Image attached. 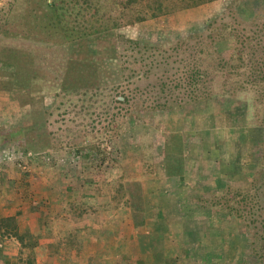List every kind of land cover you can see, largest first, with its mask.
<instances>
[{
    "label": "rangeland",
    "instance_id": "obj_1",
    "mask_svg": "<svg viewBox=\"0 0 264 264\" xmlns=\"http://www.w3.org/2000/svg\"><path fill=\"white\" fill-rule=\"evenodd\" d=\"M52 1L55 12L46 5ZM146 2L140 0L130 6L137 10ZM184 3L177 0V6ZM0 9L8 16L5 21L0 18V42L28 52L45 74L44 80L39 81L40 94L43 106L49 108L43 115L46 121L43 117L41 120L46 122L45 130L53 132L52 148H26L17 130L22 116L29 111V103L19 105L12 92L0 90V180H11L14 193L30 201H41L43 197L37 196L48 190L67 200L82 191L71 186L77 181L84 185L86 196L93 191L90 184L98 183L99 192L111 195L115 180H125L129 185L136 181L147 189V197L127 199L125 206L143 208L146 198L149 211L158 204V192L150 194V187L164 181L161 168L165 143L170 147L178 144L180 151L170 152L185 157L186 187L175 190L176 196L183 199L175 217L166 219V225L162 219L152 224L157 229L151 240L165 261L264 264V91L259 95L253 85H241L239 75L229 76L227 72L225 79L218 73L214 75L218 95L178 109L177 104L187 97L181 93L183 79L178 77L182 76L178 73L182 47L170 49L190 34L209 30L214 31L219 49L227 48L233 40L224 24L236 20L233 27L244 26L252 36L261 30L262 37L252 40L257 45L255 59L264 60V41L258 46L264 39V0H206L140 21H130L122 14L120 0H0ZM95 9L98 13H94ZM60 18L66 27H54V20ZM48 22L53 26L45 27ZM72 30L78 36L88 31L86 36L94 50L91 56L103 72V88L85 106L79 99L83 96L78 94L53 98L55 92L61 93L69 45L66 35ZM224 81L227 91L222 90ZM107 85L109 88L104 89ZM120 91L128 96V103L111 101V96L121 98ZM165 100L170 106L163 109L159 105ZM111 119L110 126L115 131L108 136L103 129ZM99 136L111 158L101 168L95 166L97 157L92 149L93 143L101 141ZM19 178L26 179L30 188ZM243 194H248L245 203ZM213 195L228 199L242 211L227 213L216 207L203 208L200 197ZM113 209L108 206L106 211ZM70 222L64 221V229L68 230ZM181 239H185L183 244ZM26 240L32 238L27 236ZM75 244L82 247V242ZM29 252L24 250L23 255ZM63 252L67 253L65 248ZM120 255L118 251H106L104 261L117 264ZM147 255L149 259L143 264L152 262V255ZM128 258L127 264H142ZM46 262L41 260V264ZM62 263L68 264L66 260Z\"/></svg>",
    "mask_w": 264,
    "mask_h": 264
},
{
    "label": "trees",
    "instance_id": "obj_2",
    "mask_svg": "<svg viewBox=\"0 0 264 264\" xmlns=\"http://www.w3.org/2000/svg\"><path fill=\"white\" fill-rule=\"evenodd\" d=\"M146 1V5L143 8L135 10L130 5L140 2V0H120V4L122 7L121 12L122 14H125V17L130 21H140L143 19L156 17L160 14L168 12L170 9L183 7L185 5L195 6L206 0H179V2L185 3L182 5L178 4V6L177 0L176 2L173 0ZM46 5L49 6L50 10H52L53 12L56 11L53 1L46 2ZM52 11L51 14L53 15ZM94 13H98L97 9H95ZM5 15L6 14H4L0 9V18L4 21L6 20V17H8L7 15ZM61 20L62 18L54 20V27H66L67 23L61 22ZM235 23L236 20H233L227 22V24H224L227 31L229 32V38L233 40L229 42L230 46L227 48L224 47L221 50L219 49V47L217 46L218 41H216V35L212 34L214 32H212V30H209V32L207 33L200 32L194 35L190 34L186 38L176 41L175 44L170 47V49L173 50L182 47V66L178 68V73L182 74V76L178 77L179 79H183L184 88L181 90V93H183L182 95L187 96L185 98L187 100L184 99L183 101L179 102L177 104L178 109L187 107L188 105L193 104V102H197L202 99L208 100L211 97L218 95L220 93L217 92L219 90V85L214 84V75H218V73H220L218 76L223 75L224 77L227 72L229 76L234 74L239 75V83L241 85H253L256 92H258L259 95H262L264 91V66L262 65L264 64V60L263 58L255 59V54L257 53V45L253 44V40H255L257 36H259L260 38L262 37L261 30L259 29L258 34L252 36L244 26L242 29H236L235 27H233ZM239 23H241V21ZM50 24L53 26L51 22H48L47 24H45V27ZM116 24V19H114L113 25ZM1 29L2 28L0 25V33ZM104 29H108V27L101 29L94 28L93 31ZM261 29L264 30V28ZM74 32L75 31L72 30L71 33L66 35L69 41V45H67L66 48V69L62 77L60 87L61 93L59 91L55 92L53 98L54 100H56V98L58 97L62 98L68 97V95L71 94H78L80 96H83L79 99L81 101V104L85 106L87 105L89 100H92V98L94 97L93 95H98L99 91L103 88L100 84V77L103 72L100 71V68H98L97 66L99 62H95L93 60V57L91 56L94 50L89 45L88 36H86L88 31L84 33L82 32V35L80 36L74 34ZM9 33L10 31L7 32V34ZM191 40H193L192 43H190ZM261 41H264V39L259 41L258 46L260 45ZM137 44V42L133 44V47L135 45L137 46ZM98 46L99 45H97V47ZM244 53L247 54L245 55ZM11 54H15L13 58ZM30 57L31 56L28 52L18 50L17 48L4 45L0 42V90H3L5 92H12L18 99L19 105H25V103H29V111L22 116L21 125L19 126L17 131L20 134V137L24 140L26 148L29 147L30 149H40L42 151L53 147V132L45 130L46 122L44 121L46 120L43 117V115L45 116V112L47 113L49 107L43 106L42 104L43 95L40 94L39 81L44 80L45 74H43L39 70V68H37L35 61H33V59ZM218 67H220V69ZM178 82H175L177 83L175 85H181ZM226 83L227 81H224V84H222L224 87L222 88V90L224 89L223 91H227ZM106 88H109V86L107 85L106 87H104V89ZM92 91H94L93 94ZM88 92H91V95L89 97L87 96ZM118 94L121 96V98L114 99L111 96V101L116 100L121 104L128 103V96L123 91H120ZM159 106L165 109L169 108L170 105H168L165 100ZM42 117L44 121L41 120ZM124 118H126V116ZM111 124L112 119L109 124H107V126L103 129V133H107L108 136H111V133L115 131V128L113 126H110ZM87 137H90V135H88ZM98 139H101V141L93 143L92 149L95 153V156L97 157V164L95 166L97 168H101L102 166L106 165L111 158L110 152H108V150L104 146L102 140L103 137L99 136ZM165 148V153L180 151V147L178 144L170 147V144L165 143ZM163 162L167 163V165L170 164V162L166 160V155L164 156ZM169 168V171L171 173L177 172V168H173L171 165ZM26 171H28V169H26ZM19 180L22 183H25V187L30 188V184L28 185L26 179L21 180V178H19ZM121 180L122 179L115 180L116 183L111 192L112 198L115 202L126 197L124 191L126 188H124V184ZM249 181L253 183L254 180ZM14 185L15 184L12 183L11 187L15 188ZM129 187H131L133 190L127 193L129 196H131V198L128 199L131 201L133 197H138L137 192L139 191V186L135 187L134 182H132ZM247 196L248 194H243L241 196L243 197L241 198L244 201H242L243 203H245ZM35 200L37 199H31L32 205L30 207V213L33 217L34 224H37L39 226L44 220L41 217L42 210H40V206H38L40 202ZM128 200L126 197L125 201L127 202ZM77 201L72 202L65 199L62 201L63 210L67 213V215L71 216L76 223L81 222L82 220L77 221V219L85 217L87 212H90V214L94 215L93 217H96L95 208L93 206L86 205L80 199H78ZM200 201L203 204V208L209 206L216 207L223 211H226L227 213H233L234 211H238L239 213V211H242V209L238 208L237 205L231 203L228 199H218V196L215 195L211 196L210 198L202 196L200 197ZM115 207L116 205L113 206V208ZM136 215L137 217H140V215ZM137 217H135V220ZM66 220H69L68 217ZM143 220V218H137V222H143ZM44 223H47V221H44ZM33 228L34 227L32 226H26L23 227L22 231H20L13 216L0 217L1 237H14L19 241L21 247H23L27 243L25 247L30 249L37 243L36 235L38 237V234H33ZM36 228L37 227H35L34 229ZM67 234L68 235L66 236V243L68 245L71 244L72 246H75L76 242H74L75 237L73 236L72 231H69ZM27 236L31 237L32 240L27 241ZM151 238L152 233L142 234L139 238V247L141 253L143 255H152V262L148 264H168L169 260L165 261L163 254L160 252V250H158L157 245L154 244V241H152ZM69 250L70 248L67 246L66 252L68 253ZM23 251L24 250H20L19 255L22 254ZM33 252L30 251L27 258L19 261V264H34ZM57 252V248H55L53 252L51 251L49 255L50 259H54ZM61 258L62 261H67L65 255H62ZM138 260L139 261L136 262L141 261V259Z\"/></svg>",
    "mask_w": 264,
    "mask_h": 264
},
{
    "label": "crops",
    "instance_id": "obj_3",
    "mask_svg": "<svg viewBox=\"0 0 264 264\" xmlns=\"http://www.w3.org/2000/svg\"><path fill=\"white\" fill-rule=\"evenodd\" d=\"M165 155L166 160L172 162V165L171 163L169 165L165 162L162 163L161 170L163 171L162 176L164 181L163 183L162 181L157 182L161 185L155 183L149 190L150 194H153L154 190L158 192V197L156 199L158 203L156 206L157 208L155 206H151L150 208L154 209V213H151L150 209L148 211L147 203L149 199L146 200V198L144 201L146 206H143V208L125 206V198H131L127 193L132 190L125 180L121 181L124 184V188H126L124 190L126 197L117 200V202L113 200L112 195L99 192L98 183L90 184L89 187L93 188V191H89L90 194L86 196L87 193H83L84 185H82V182L78 183L77 181V183H74L75 186L73 184L71 186L73 189L78 186L82 191H77L80 194L71 195L67 200L73 202L81 199L86 205L93 206L95 208L96 217H93V214L87 212L85 217L77 219V221H82L76 223L73 218L67 215L63 210L62 201L65 199L64 196L60 197L55 191L48 190L46 191L47 194L42 193L37 196L38 198L43 197V199L39 201V208L42 210V219L47 221V223L43 221L38 226L34 224L33 217L30 213V198L25 196L21 197L17 193H14L15 190L11 187V180H0V217L13 216L19 229H23V227L26 226L37 227L36 229L33 228V234H38L37 243L30 249L25 247L27 243L21 247V244L16 238L7 236L1 237L0 235V264H19V261L26 259L28 256H24L23 253L19 255L20 250L34 251V264H41V260L47 261L46 264H63L62 261H60L62 260V255L66 256L68 264H106L104 261V258H106V251H118L121 253V255L116 258L118 259L117 264H127L128 257L132 258L134 261H139L138 259H141L143 264V262H146V259L149 258L147 254L143 255L140 251V236L156 231L157 228L152 227V224H157L159 220H164V225H166V219L175 217L174 214L177 212V209L179 211V203L183 199V196L180 198L176 196L175 190L183 186L186 187V182L183 180L184 171L186 170L185 166H183L185 159L184 155H179V153H166ZM170 165L173 168H177L176 173H171L169 171ZM169 182H171V184ZM174 183L175 186H171ZM134 184L135 187L139 186L137 195L142 199V195L147 194V189L142 186V183L135 181ZM115 205L116 207L113 211H106L108 206L111 208ZM136 214L140 215V217H137ZM180 214H182V212H180ZM67 217L71 220L69 228H67L68 230L64 229L65 224H63ZM135 217L138 219L143 218L144 220L143 222H137V218L135 220ZM165 228L167 227L165 226L162 230L165 231ZM69 231H72L75 237L74 242H82V247L79 244L72 246L66 243V236ZM180 241L182 242V239ZM184 242L185 239L182 244ZM67 246L70 250L66 254L63 252V249H67ZM51 247L53 250L57 248L59 252V254L58 252L56 253L54 259H50L49 256Z\"/></svg>",
    "mask_w": 264,
    "mask_h": 264
}]
</instances>
